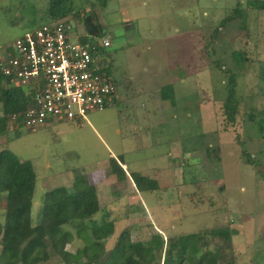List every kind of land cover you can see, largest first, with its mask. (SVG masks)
Returning <instances> with one entry per match:
<instances>
[{
    "label": "rangeland",
    "instance_id": "obj_1",
    "mask_svg": "<svg viewBox=\"0 0 264 264\" xmlns=\"http://www.w3.org/2000/svg\"><path fill=\"white\" fill-rule=\"evenodd\" d=\"M49 1L0 0V46L52 21ZM101 1L68 0L71 11L81 13L79 17L70 13L69 37L73 42L109 40L110 46L97 50V59L106 65L103 70L113 81L116 102L91 112L82 125L49 119L34 132H20L9 120L5 133L0 134L1 146L33 164L37 176L33 220L38 219L44 192L71 187L81 177L87 181V172L111 166L112 127L124 132L129 124H139L134 113L139 105L136 89L155 88L151 81L156 79V69L170 68L172 78H185V86L175 90L179 85L175 80L164 89V94H170L166 103L162 101L167 109L156 117L152 134L161 133L165 142L170 139L171 147L175 143L187 147L175 161L186 184L177 189L171 186L172 200L156 212L162 220L149 223V231L168 237L235 229L237 233L229 237L207 234L208 248L216 250L223 261L234 257L235 264H264V10L251 8L249 0H108L102 11L96 8ZM94 10L105 24L97 36L83 26V18ZM234 12L237 16L221 22ZM159 79L165 82L167 78L162 74ZM224 105L231 110L235 107L231 118ZM1 110L0 106V117ZM242 150L253 163H247ZM103 203L106 208L107 202ZM112 203V210L116 205L119 212L108 218L115 221L114 234L105 241L106 250L124 228H130L133 240L149 238L145 220L127 218L138 205L130 209L121 198ZM4 205L2 194L0 219ZM99 208L96 220L104 213ZM147 210L156 217L155 211ZM64 227L75 234L69 225ZM83 245L76 237L62 253L50 250L40 264H63L67 254L74 255Z\"/></svg>",
    "mask_w": 264,
    "mask_h": 264
},
{
    "label": "trees",
    "instance_id": "obj_2",
    "mask_svg": "<svg viewBox=\"0 0 264 264\" xmlns=\"http://www.w3.org/2000/svg\"><path fill=\"white\" fill-rule=\"evenodd\" d=\"M67 2L50 0L49 19L65 18L71 11ZM248 5L258 11L264 10V0H249ZM77 12L80 11H76L74 16L79 17L81 13ZM237 14L234 12L221 22L226 23ZM31 104V94L19 86L8 85L0 71L3 114L0 117V134L5 133L13 113L23 111ZM225 109L226 113L230 112L227 115L230 118L236 110L235 107ZM242 156L246 157L247 163H253L245 150H242ZM36 181L33 164L29 160H20L4 144L0 145V195L5 196L0 219V264H40L48 259L51 251L62 253L76 237L82 239L83 248L77 249L74 255L67 254L61 260L63 264H221V256L208 248L210 243L204 237L207 234L229 237L237 233L231 228L215 232L214 228L168 237L154 234L146 239L133 240L130 228H124L114 237L112 248L106 250L105 241L114 234L115 220L107 219L108 213L103 214L100 220L95 219L99 203L94 187L86 179L81 177L71 187L59 186L44 192L38 219L33 220ZM134 182L139 190L153 189L155 185L151 180L136 176ZM65 225L74 229L75 234ZM223 263L235 264V258Z\"/></svg>",
    "mask_w": 264,
    "mask_h": 264
},
{
    "label": "built area",
    "instance_id": "obj_3",
    "mask_svg": "<svg viewBox=\"0 0 264 264\" xmlns=\"http://www.w3.org/2000/svg\"><path fill=\"white\" fill-rule=\"evenodd\" d=\"M71 29L65 19L45 22L0 46V71L8 85L31 94L32 104L11 115L16 129L34 132L49 119L82 125L91 112L114 103L113 81L96 61L109 40L73 42Z\"/></svg>",
    "mask_w": 264,
    "mask_h": 264
},
{
    "label": "crops",
    "instance_id": "obj_4",
    "mask_svg": "<svg viewBox=\"0 0 264 264\" xmlns=\"http://www.w3.org/2000/svg\"><path fill=\"white\" fill-rule=\"evenodd\" d=\"M103 1L99 2L102 4L100 7L97 6L96 8H100V10L105 11L104 9L107 6L108 0H106L105 3ZM71 8L69 7V9ZM76 11L77 10L74 12L70 11V13L75 14ZM94 11L96 13L93 14L97 17V21L102 25V28H104V20L99 19L97 11ZM70 13H68L67 16L63 18L68 23ZM72 17L74 18L73 15ZM165 39L170 40L171 38L166 37ZM108 46H110V44ZM134 49L138 51L137 48ZM97 58L98 54L96 56V61L100 66L105 68L106 65H104V63H100ZM149 69L150 68L148 67L145 69V71ZM156 70V79L151 81L155 88L151 89L150 86H146L140 88L141 90L136 89L138 90V97H135V100L139 99V105L137 104V109H135L134 113L136 117L135 122L139 124L137 126H135V124H129V129L124 128L125 133L121 128L113 126L110 133H113L112 135L114 140L110 142L106 140H109V138L105 136L106 142H109V144L112 146V148L111 146L108 147V160L111 161L108 162V164L111 166L106 165L104 168L99 166L98 168V166L95 164L97 167L87 172L88 175L86 174L87 179H89L87 180L89 181L88 183L95 189L99 206L104 209L103 214L108 213L106 216L107 219L114 218L112 217V212H119V207H116V205L112 210V202L119 198L124 199V201L128 203V207L130 209L134 208L135 205H138L136 210H130V214L127 215V218L131 220L139 219L140 222L145 220L143 222L144 228L146 233H149V237L154 234H158L154 229H152L154 232L151 233L149 231L148 225L149 223H154L155 219L158 221L162 220L161 215L159 213L157 214L156 212H159L158 210L161 209V206L163 207L164 205H169V200H172L171 197H169V195L172 196L170 193L171 191H169L170 188H172L171 186H176L177 189L179 185L186 184L184 177H182L181 173L178 172V166L175 165V161L181 153L188 150L187 147L183 148L182 145L179 147L176 145V143L171 147L169 145L170 139H167L165 142V139H162L160 136L161 133L156 135L152 134V131L154 130L153 128L155 127L154 124L157 122L156 117L159 116V114H161L165 109H167L165 108L167 105L163 104V102L169 99L170 94H164V89L175 84L177 80L179 85H176L177 87L175 90L178 91V87L183 88L185 86V78H172L170 68ZM162 74H165L167 78L165 79V82H162L159 79ZM132 77L133 76L130 75L129 79L133 80L134 78ZM117 99L118 98L116 96L114 102H116ZM172 105L173 101L170 102L169 107L172 108ZM113 122L114 121L110 123ZM87 123H89V121H87ZM162 147H166V149L161 150ZM181 162L184 163L183 161ZM46 165L48 166V164ZM114 166L116 168L115 170H113ZM134 176L138 177L139 179L143 178L153 181L155 184L154 188L139 190L134 182ZM104 201H106V204H108L106 208L103 207ZM146 205L147 208H151L153 211H155V218H153L152 214L148 212ZM128 211L129 210H127V212ZM117 217L122 218L120 216H116L115 214V218ZM141 232H145L143 231V228Z\"/></svg>",
    "mask_w": 264,
    "mask_h": 264
},
{
    "label": "water",
    "instance_id": "obj_5",
    "mask_svg": "<svg viewBox=\"0 0 264 264\" xmlns=\"http://www.w3.org/2000/svg\"><path fill=\"white\" fill-rule=\"evenodd\" d=\"M83 26L88 34L91 36H97L102 33V25L97 21V17L93 15H86L83 18Z\"/></svg>",
    "mask_w": 264,
    "mask_h": 264
}]
</instances>
